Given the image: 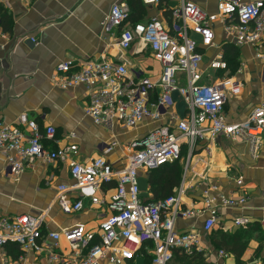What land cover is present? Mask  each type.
Instances as JSON below:
<instances>
[{
  "label": "built area",
  "instance_id": "obj_1",
  "mask_svg": "<svg viewBox=\"0 0 264 264\" xmlns=\"http://www.w3.org/2000/svg\"><path fill=\"white\" fill-rule=\"evenodd\" d=\"M148 3L157 0H144ZM0 0V6L9 5ZM131 10L124 2L114 3L103 23V29L120 30L119 46L130 50L141 43L151 50L160 63L157 80L143 72L130 69L125 62L110 60H65L56 67L55 84L64 90L84 87L87 91V115L95 125L107 130L116 126L136 129L148 120L168 118L165 123L144 136L127 143L128 158L121 170H115L104 158L87 163L71 159L78 152L75 144L49 150L47 142L58 143L53 125L41 126L27 113H22L16 124L0 119V160L9 171V178L19 180L29 165L36 160L68 164L73 185L57 187V203L66 214L92 206L107 211L97 230L85 225L58 231H44L46 214L0 217V248L16 244L23 251H49L51 260L58 264H137L145 254L152 256V264H170L175 250L186 255L203 252L202 236L217 229L229 233L247 229L251 220L234 217L222 221L214 198L206 201L203 209L183 207V186L173 195L155 203L142 197L139 176L180 160L183 150L191 158L200 144L227 141H248L255 154L264 145V103L258 104L241 122H229L226 104L242 93L243 84L236 78H215L211 73L227 70L223 57L216 56L204 69L201 46L210 48L215 40L214 25L223 24L224 30L238 46L264 48V0L243 2L221 0L217 14H209L195 2L181 0L171 11L172 27L153 18L145 23L132 24ZM200 37V42L191 38ZM264 60V55L259 56ZM264 81V67H263ZM178 93L186 104V114H173V94ZM174 121V122H172ZM70 139L76 138L72 133ZM112 148L107 149L109 153ZM115 186L108 192L107 185ZM243 179L239 178L238 186ZM76 194V198H72ZM224 208H239L246 198L220 196ZM208 214V215H207ZM204 219L201 232L196 229L178 231V220ZM264 228V220L260 222ZM50 240L48 246L44 245ZM67 243L65 253L60 247ZM220 258L228 257L225 251ZM1 264H24L23 259H3Z\"/></svg>",
  "mask_w": 264,
  "mask_h": 264
},
{
  "label": "crops",
  "instance_id": "obj_2",
  "mask_svg": "<svg viewBox=\"0 0 264 264\" xmlns=\"http://www.w3.org/2000/svg\"><path fill=\"white\" fill-rule=\"evenodd\" d=\"M180 1L9 0V5L0 6V119L7 124H16L17 118L27 113L41 126L56 127L58 143L47 142L49 150L75 144L78 152L71 159L87 163L104 157L115 170L123 169L129 154L127 143L157 126L171 123V120H148L131 130L116 126L111 131L97 126L87 115L86 89L82 86L67 90L59 88L53 81L56 67L65 60L106 59L115 63L125 62L130 69L157 80L161 65L153 58L151 50L141 43L130 50L121 49V31L115 29L106 32L103 23L113 4L124 2L136 16L133 22L145 23L158 18L171 28V11ZM190 1L209 14H217V5L221 0ZM136 9H140V12L137 13ZM214 31L213 46L199 48L203 54L202 67L206 69L220 55L227 62L228 69L214 73L208 69L206 74L211 73L215 78H242L241 95L232 98L225 106L228 121L241 122L254 106L264 103V60L259 57L264 55V48L236 45L220 22L215 23ZM191 38L200 42V37L195 34H191ZM226 50L237 56L241 67L235 72L231 71ZM172 98L175 103L173 114L183 117L186 104L178 93H174ZM72 133L76 138L70 139ZM109 148L112 150L106 153ZM141 175L142 197L144 200L151 199L149 174L142 172ZM239 178L243 179L242 186L237 185ZM73 183L68 164L63 162L36 160L19 180L14 181L9 178V171L0 160V217L26 214L38 217L45 213L43 230L46 232L65 230L79 224L85 225L88 230H97L107 215L106 210L92 206L88 201L85 209L77 213L66 214L60 209L57 187L62 184L71 186ZM112 186L107 185L105 191L109 192ZM182 186L185 190V209H203L206 201L214 198L220 220L246 217L252 222L250 226L260 224L264 220V145L253 154L248 141L230 142L219 138L213 144H200L183 167L181 185L175 190ZM75 195L71 197L74 199ZM222 195L243 196L246 202L239 208H224L219 204ZM203 223V218L181 219L176 227L181 232L192 228L201 232ZM202 240L203 252H211L213 247L209 235L202 236ZM49 243L50 240H46L44 245L48 246ZM60 247L67 253L65 241L61 242ZM219 251L211 255V263L236 264L235 258L227 252L228 257L220 258ZM19 258L23 259L24 264H58L51 260L49 251H23L14 244L0 248V264L3 259L13 261ZM242 261L243 264H264V243L261 245L252 241ZM137 264H147L146 257L139 259Z\"/></svg>",
  "mask_w": 264,
  "mask_h": 264
},
{
  "label": "trees",
  "instance_id": "obj_3",
  "mask_svg": "<svg viewBox=\"0 0 264 264\" xmlns=\"http://www.w3.org/2000/svg\"><path fill=\"white\" fill-rule=\"evenodd\" d=\"M136 12H140V9H136ZM135 18L136 16H134L131 10L130 22L132 24L139 23L133 22ZM225 56H227L228 62L231 65H233V61L237 58L236 54L228 50H226ZM186 153L187 150H183V154ZM182 175L183 166L180 164L179 160L173 164L165 165L156 171L150 172L148 176V185L152 197L151 199H145V202L155 203L161 200H165L166 198L172 196L174 190L181 185ZM112 185L113 188L115 185ZM209 237L213 249H216L217 251L223 250L235 258L236 264H243L242 258L249 244L252 241L258 242L261 245L264 243V230L262 229L259 223H254L247 229L241 228L233 233H225L215 229L209 234ZM14 245L17 247L18 250L20 249L18 245ZM202 256L203 255L200 252H195L193 255H186L180 250H175L173 254V260L170 264H207L204 262L202 263ZM145 257L147 259V264L148 260L149 263H152V256H150L149 254H145Z\"/></svg>",
  "mask_w": 264,
  "mask_h": 264
},
{
  "label": "rangeland",
  "instance_id": "obj_4",
  "mask_svg": "<svg viewBox=\"0 0 264 264\" xmlns=\"http://www.w3.org/2000/svg\"><path fill=\"white\" fill-rule=\"evenodd\" d=\"M234 63H233V65L231 66V71L232 72H235V71H237L238 69H240V64H239V61L238 60H234L233 61ZM240 80H242V78L240 77L239 78ZM187 160H188V154L186 153V154H183L182 155V157H181V159L179 160V162H180V164L184 167L185 166V164H186V162H187ZM139 180H140V182H141V180H142V175L140 174V176H139ZM202 243H203V241H202ZM216 249H213L211 252H200L203 256V260H202V263L204 262V263H207V264H211V255L213 254V253H215V252H217V250L215 251ZM148 264H149V260H148Z\"/></svg>",
  "mask_w": 264,
  "mask_h": 264
}]
</instances>
